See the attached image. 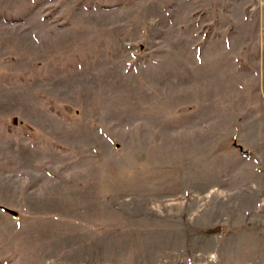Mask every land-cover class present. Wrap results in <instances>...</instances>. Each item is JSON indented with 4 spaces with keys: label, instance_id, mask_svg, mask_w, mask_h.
Here are the masks:
<instances>
[{
    "label": "rangeland",
    "instance_id": "rangeland-1",
    "mask_svg": "<svg viewBox=\"0 0 264 264\" xmlns=\"http://www.w3.org/2000/svg\"><path fill=\"white\" fill-rule=\"evenodd\" d=\"M264 0H0V264H264Z\"/></svg>",
    "mask_w": 264,
    "mask_h": 264
},
{
    "label": "crops",
    "instance_id": "crops-1",
    "mask_svg": "<svg viewBox=\"0 0 264 264\" xmlns=\"http://www.w3.org/2000/svg\"><path fill=\"white\" fill-rule=\"evenodd\" d=\"M262 238H263V240H262V244H263V248H262V250H263V259H264V234H263V236H262Z\"/></svg>",
    "mask_w": 264,
    "mask_h": 264
}]
</instances>
